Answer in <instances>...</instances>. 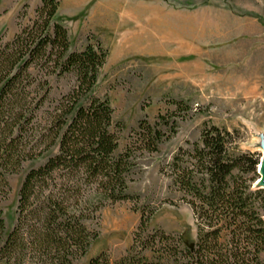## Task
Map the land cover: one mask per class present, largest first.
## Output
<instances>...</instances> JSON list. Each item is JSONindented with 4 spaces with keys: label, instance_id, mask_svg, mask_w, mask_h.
Instances as JSON below:
<instances>
[{
    "label": "trees",
    "instance_id": "1",
    "mask_svg": "<svg viewBox=\"0 0 264 264\" xmlns=\"http://www.w3.org/2000/svg\"><path fill=\"white\" fill-rule=\"evenodd\" d=\"M58 7L40 0L34 17L0 42V199L11 174L47 155L23 177L9 232L0 209V264H78L99 238L91 223L120 202L140 213L131 245L117 259L104 252L87 264H264V191L252 186L258 159L223 128H206L161 169L192 211L194 245L150 228L157 209L138 207L129 186L191 108L172 102L178 113L139 121L121 148L110 102L94 93L108 51L98 40L71 50ZM68 78L69 90L52 96Z\"/></svg>",
    "mask_w": 264,
    "mask_h": 264
},
{
    "label": "rangeland",
    "instance_id": "2",
    "mask_svg": "<svg viewBox=\"0 0 264 264\" xmlns=\"http://www.w3.org/2000/svg\"><path fill=\"white\" fill-rule=\"evenodd\" d=\"M39 3L0 0V42L11 40L34 17ZM57 12L71 50L81 51L98 40L108 51L94 93L110 102L121 148L139 121L154 123L160 114L170 119L178 113L172 102L191 108L160 152L145 157L129 186L140 197L138 207L157 209L150 228L180 235L191 248L195 218L161 169L180 147L188 149L212 126L231 132L237 149L255 153L259 161L264 142V0H59ZM71 84V78L54 84L52 96ZM46 156L26 162L7 178L9 191L0 199V209L8 232L23 177ZM135 207L120 202L103 208L90 225L99 238L78 264L104 252L112 260L119 258L140 222Z\"/></svg>",
    "mask_w": 264,
    "mask_h": 264
},
{
    "label": "water",
    "instance_id": "3",
    "mask_svg": "<svg viewBox=\"0 0 264 264\" xmlns=\"http://www.w3.org/2000/svg\"><path fill=\"white\" fill-rule=\"evenodd\" d=\"M259 148L262 151L261 157L258 161V165L256 167V171L259 175L258 179L253 183V189L263 190L264 191V142H261ZM264 219V217H263Z\"/></svg>",
    "mask_w": 264,
    "mask_h": 264
},
{
    "label": "bare ground",
    "instance_id": "4",
    "mask_svg": "<svg viewBox=\"0 0 264 264\" xmlns=\"http://www.w3.org/2000/svg\"><path fill=\"white\" fill-rule=\"evenodd\" d=\"M156 10V9H155Z\"/></svg>",
    "mask_w": 264,
    "mask_h": 264
}]
</instances>
